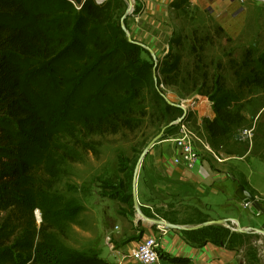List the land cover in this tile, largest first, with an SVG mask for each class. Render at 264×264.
I'll use <instances>...</instances> for the list:
<instances>
[{
    "label": "trees",
    "instance_id": "trees-1",
    "mask_svg": "<svg viewBox=\"0 0 264 264\" xmlns=\"http://www.w3.org/2000/svg\"><path fill=\"white\" fill-rule=\"evenodd\" d=\"M127 8L124 0H87L80 10L70 0H0V264H106L77 238L88 226L79 221L88 195L79 192L77 166L99 158L104 140L120 138L134 172L152 140L177 135L183 111L168 104V92L213 104L202 130L215 152L264 163V49L258 34L235 48L255 31L264 5L247 2V27L234 41L208 12L176 0L171 51L155 65L124 36ZM245 130H253L251 142L240 140ZM185 207L188 221L162 218L187 227L211 220L208 207ZM182 235L195 248L237 252L250 237L218 226ZM248 258L261 264L253 248Z\"/></svg>",
    "mask_w": 264,
    "mask_h": 264
},
{
    "label": "crops",
    "instance_id": "crops-1",
    "mask_svg": "<svg viewBox=\"0 0 264 264\" xmlns=\"http://www.w3.org/2000/svg\"><path fill=\"white\" fill-rule=\"evenodd\" d=\"M140 1L145 7L142 9L139 8L141 5L138 6L142 10L138 22L135 18H129V34L135 43L144 46L147 53H151L154 59L161 61L166 57L165 47L170 44L174 31L170 6L176 0ZM240 2V0L234 2L221 0L217 5L215 19L232 39L239 38L247 27L248 9L247 6H241ZM197 102H199L196 107L199 119H213V104L207 99H199ZM161 143L151 150L148 154L150 156H147L142 165L146 174L144 178L147 193L150 192L155 197L158 195L175 197L190 205L201 204L212 212H217L218 220L223 219L221 215L237 210V206L243 207L242 202L235 195L238 190L236 184L239 181L247 183L252 190L264 198V163L255 156L247 154L242 159H238L233 164L234 167L202 161L196 168L187 169L174 163L178 150L175 149L173 153L168 152L165 143ZM248 158L257 162L259 167L256 168L253 161H244ZM257 177L260 178L258 183L254 180ZM247 210L251 212V209ZM251 213L254 216L253 212ZM226 218L236 219L235 216ZM243 226L253 228L248 223ZM159 233V230H151L145 232L142 238L135 237L130 241L128 235L123 237L122 233L116 232V238L120 236V241H117L118 245L115 247L117 250L114 252L117 260L115 263L139 264L131 257L132 250L137 249L145 240L155 237L159 242L160 255L157 264H245L241 252L210 243L195 248L186 242L182 232ZM172 260H182V262Z\"/></svg>",
    "mask_w": 264,
    "mask_h": 264
},
{
    "label": "rangeland",
    "instance_id": "rangeland-1",
    "mask_svg": "<svg viewBox=\"0 0 264 264\" xmlns=\"http://www.w3.org/2000/svg\"><path fill=\"white\" fill-rule=\"evenodd\" d=\"M220 1L221 0H191V6L192 9L197 7L201 11L208 12L213 18V20L216 21L215 18L217 13V5L220 4ZM226 1L231 2L232 0ZM234 1L235 0H233V2ZM240 1L241 6L246 7V2L250 0ZM254 1H256V3L261 6L264 5V0ZM74 5L78 7L77 4ZM144 7L145 6H143L142 4L139 8L143 9ZM139 8H136L134 12H130V16L127 18V20L124 21V26L127 31V34L124 32V36L128 40L131 39L132 43L134 41L132 40L129 34L128 20L129 18H135L137 22L139 21V15L142 11ZM195 11L191 10L192 15H194ZM235 12H237V10ZM192 15L189 14V18H191ZM262 16L263 19H261V21L254 22L255 31L249 30L248 37H246V39L244 40L245 43L243 42L239 46H236V49L248 45L247 43L251 39L252 41L256 39V34H258V37L255 40L256 46H258V48L264 49V12ZM239 38L233 40L237 41ZM165 50V56L167 57L171 51V45H167L165 47ZM151 55V53H147V51L143 48L142 56L144 60H147L148 62L153 63L155 65V63L162 62L165 59L164 58L161 61H157L154 60L153 55ZM166 98L169 101L175 104H180L183 107L181 109L183 111V121H186L188 123V127L190 130L194 131L199 135H202L200 133L204 134L202 130V124L204 119L201 120L199 119V116H197L196 107L199 102L193 100H180L172 92H168ZM181 123L180 121H177L175 123L174 130L175 132H177V135L163 141V143H165V146H167L166 150L168 152L170 151L173 153L176 149L173 140H175L178 137V134H180L181 127L178 126ZM176 127L178 129H176ZM253 133L254 132H252V137L249 139L242 137V135L239 136V138L242 142L247 143V141H250L251 139L253 140ZM141 141L142 139L139 140L137 143H140ZM104 144L105 146L103 152L101 153L99 158L90 157L88 160L84 161L83 163L77 166L76 174L79 175V178L81 180L79 182V192L82 197L88 195V198L83 201L84 205L87 207V212L83 213L79 217V221H83L85 224H88V226H86V230L83 228H78L76 231L78 234L77 238H79L80 247L84 245V247L92 248L93 250L99 252L100 258L106 264H117L115 263L117 262V260L114 256V252L117 251L115 247L116 245H118L117 241H120V236L116 238V232L122 233L123 237L128 235V240H130L131 238L135 237H138L140 239L144 236L145 232H151V230L157 231L159 230V228H149V224L145 221L138 222L137 213L133 202V179L135 171L133 172V170H131L133 168L132 164L134 163V156L132 155L133 153L130 152V144L128 145L120 138H108L104 140ZM222 155L228 156L230 160L219 163L210 154L203 151V158L201 162L212 161L219 165L222 164L231 166L235 164L238 159H242V157H239L238 155H230L223 152ZM244 161H253V165L256 168L259 167L258 163L254 160H250L248 158ZM232 167H234V165ZM142 168L143 167H141L139 172L137 188L139 204L144 215L153 219L165 218L171 220L177 219L180 221H188V218L185 217L186 215H184L183 212L184 207L191 206L193 208V205H186L183 202L181 203V200L175 197H167L160 195L155 197L154 195H151L150 192L147 193V185L145 184L144 178V175L146 174L144 173V170ZM130 173H133V179L131 181L132 184L128 186V178H130ZM254 180L258 183L260 181V178L257 177L254 178ZM236 186H238V184H236ZM256 197H258L260 203L264 205V198L260 195ZM251 212L250 210L244 209V207L237 206V210L232 211V213L230 214L221 215L220 217L223 219L231 220V218L226 217L235 216L236 219H238L237 221L240 220L239 222H241V226L243 228L246 227L243 226V224L248 223L250 224V226H253V228L264 229V214H261L259 216H253ZM218 215L219 214L217 212H212L211 210L210 219L218 220ZM128 218H132V222ZM193 218H195L194 215ZM36 220L39 223H41L42 221L40 214H38L37 216V212ZM117 227H119V230H117ZM249 236V238L244 239L245 246L240 249V252L243 256L242 261L244 260L243 262H245V264H251L248 258V251L250 248H253L257 252L258 258L261 260V264H264V236L256 234H249Z\"/></svg>",
    "mask_w": 264,
    "mask_h": 264
},
{
    "label": "built area",
    "instance_id": "built-area-1",
    "mask_svg": "<svg viewBox=\"0 0 264 264\" xmlns=\"http://www.w3.org/2000/svg\"><path fill=\"white\" fill-rule=\"evenodd\" d=\"M96 2H101L102 0H95ZM127 4L130 12H134L139 5H142L140 0H124ZM77 7V6H76ZM78 10L81 7H77ZM180 119H178L179 121ZM181 123V122H180ZM188 123L183 121L178 127H181L180 134L173 140L178 150V153L174 159V163L178 166H183L187 169L196 168L202 160V152L210 154L217 162L222 163L223 161H228L230 158L228 156L222 155V153L215 152L205 139V135H199L194 131L190 130ZM253 130H245L241 133L242 137L249 139L251 138ZM240 135V136H241ZM252 139L249 141L251 142ZM202 151V152H201ZM243 204L244 209H252L251 204ZM37 212V216H38ZM261 215V212H259ZM258 215V216H259ZM161 233H165L162 228H159ZM159 242L157 238H151L145 240L137 249L132 250L131 257L133 260L139 264H157L160 261L159 255Z\"/></svg>",
    "mask_w": 264,
    "mask_h": 264
},
{
    "label": "water",
    "instance_id": "water-1",
    "mask_svg": "<svg viewBox=\"0 0 264 264\" xmlns=\"http://www.w3.org/2000/svg\"><path fill=\"white\" fill-rule=\"evenodd\" d=\"M73 4H77L79 7H82L84 5V3L87 0H70ZM130 16V10L128 9L125 16L122 19V29L123 31L127 34L126 28L124 26V21L127 20V18ZM130 42L131 39H129ZM135 43V42H133ZM137 44V43H135ZM142 49L145 47L138 44ZM156 60V59H154ZM167 102L169 105L178 107L180 109H182L183 107L180 104H175L171 101H169L166 98ZM180 122L183 121V117L179 120ZM162 135L156 137L154 140H152V142L145 148V150L143 151L142 155L140 156V159L136 165V169H135V173H134V179H133V202H134V206L136 209V213H137V218H138V222H142L145 221L147 222L149 225V228H162L165 232H169V231H177V232H187V231H195V230H199V229H203V228H207V227H212V226H218V227H224L229 229L231 232H236L239 234H257L260 236H264V229H257V228H250V227H245L243 228L240 224L239 221L237 220H229V219H220V220H211L208 222H205L203 224H200L198 226H191V227H187V226H182V225H177V224H171L165 220L162 219H153V218H149L147 216L144 215V213L141 210V206L139 204V199H138V177H139V172L140 169L143 165V162L145 160V158L147 157V155L151 152V150L159 143L163 142L162 141ZM237 199L244 203V204H251L252 205V209L251 211L253 212V214L255 216L259 215V212H261L262 214H264V208L262 206V204L260 203V200L258 199V197L254 196L251 192H249L245 187H241L239 188L236 193H235ZM263 257H264V249H263Z\"/></svg>",
    "mask_w": 264,
    "mask_h": 264
},
{
    "label": "bare ground",
    "instance_id": "bare-ground-1",
    "mask_svg": "<svg viewBox=\"0 0 264 264\" xmlns=\"http://www.w3.org/2000/svg\"><path fill=\"white\" fill-rule=\"evenodd\" d=\"M138 219V218H137Z\"/></svg>",
    "mask_w": 264,
    "mask_h": 264
}]
</instances>
